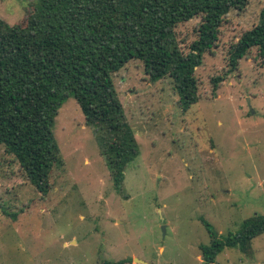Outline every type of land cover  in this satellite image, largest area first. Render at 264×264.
I'll list each match as a JSON object with an SVG mask.
<instances>
[{"label": "rangeland", "instance_id": "obj_1", "mask_svg": "<svg viewBox=\"0 0 264 264\" xmlns=\"http://www.w3.org/2000/svg\"><path fill=\"white\" fill-rule=\"evenodd\" d=\"M34 1L0 0V20L24 26ZM263 6L248 0L226 16L195 71L199 100L185 112L171 80L150 83L140 61L112 75L138 147L121 190L102 155L109 132L85 125L72 97L54 119L62 165L47 195L0 149V264H201L206 225L225 237L264 216V58L253 49L235 70L227 61ZM198 22L176 29L183 47ZM213 264H264V233L247 252L224 248Z\"/></svg>", "mask_w": 264, "mask_h": 264}, {"label": "trees", "instance_id": "obj_2", "mask_svg": "<svg viewBox=\"0 0 264 264\" xmlns=\"http://www.w3.org/2000/svg\"><path fill=\"white\" fill-rule=\"evenodd\" d=\"M264 2V0H263ZM248 0H35L23 25L0 20V149L18 163L26 180L47 195L62 165L52 128L65 99L72 97L85 125L109 132L102 155L116 190L126 166L138 155L112 75L132 60L150 83L171 80L185 112L199 100L195 71L219 40L231 10ZM193 19L195 39L183 47L176 29ZM253 49L264 58V6L258 23L228 50L230 70ZM218 87L220 79L212 80ZM215 90V89H214ZM199 247L201 264H213L224 248L250 249L264 233V216L244 221L236 233L210 230ZM126 261H104L124 264Z\"/></svg>", "mask_w": 264, "mask_h": 264}, {"label": "crops", "instance_id": "obj_3", "mask_svg": "<svg viewBox=\"0 0 264 264\" xmlns=\"http://www.w3.org/2000/svg\"><path fill=\"white\" fill-rule=\"evenodd\" d=\"M198 260L201 262V257H198Z\"/></svg>", "mask_w": 264, "mask_h": 264}, {"label": "water", "instance_id": "obj_4", "mask_svg": "<svg viewBox=\"0 0 264 264\" xmlns=\"http://www.w3.org/2000/svg\"><path fill=\"white\" fill-rule=\"evenodd\" d=\"M162 232L164 233V227H162Z\"/></svg>", "mask_w": 264, "mask_h": 264}]
</instances>
